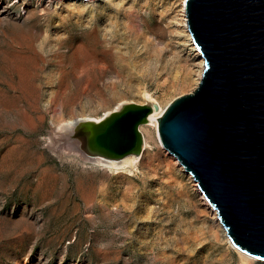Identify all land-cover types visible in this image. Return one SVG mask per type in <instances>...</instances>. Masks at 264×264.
Segmentation results:
<instances>
[{
    "label": "rangeland",
    "instance_id": "rangeland-1",
    "mask_svg": "<svg viewBox=\"0 0 264 264\" xmlns=\"http://www.w3.org/2000/svg\"><path fill=\"white\" fill-rule=\"evenodd\" d=\"M0 1L12 14L0 13V264H250L154 126L143 128L151 154L120 172L74 154L59 130L121 100L143 103L146 92L166 107L197 87L181 0H110L99 15L118 12L103 22L109 46L71 26L60 50L38 54L23 41L36 1ZM52 10L45 5L38 26ZM18 56L31 58V72L18 70Z\"/></svg>",
    "mask_w": 264,
    "mask_h": 264
},
{
    "label": "water",
    "instance_id": "water-1",
    "mask_svg": "<svg viewBox=\"0 0 264 264\" xmlns=\"http://www.w3.org/2000/svg\"><path fill=\"white\" fill-rule=\"evenodd\" d=\"M185 10L205 67L197 87L166 107L159 135L231 242L264 260V0H186ZM152 110L130 104L94 125L91 151H139Z\"/></svg>",
    "mask_w": 264,
    "mask_h": 264
},
{
    "label": "bare ground",
    "instance_id": "bare-ground-1",
    "mask_svg": "<svg viewBox=\"0 0 264 264\" xmlns=\"http://www.w3.org/2000/svg\"><path fill=\"white\" fill-rule=\"evenodd\" d=\"M18 1L20 2L21 0H18ZM26 1L29 5H32L31 0H26ZM35 1H36V5L38 9H33V10L26 12V14H29L27 18L31 20L33 24H35L34 25L35 31L31 35L30 34L23 35L24 45L29 52L33 54H38V47L43 50V49H46V47H49V44H52V46H55L54 48L56 50H60L63 47L62 41L65 38V35L69 34L70 32L69 27L71 26L89 28L88 34L92 35L97 40L96 44L103 45V46L110 45V43H106L107 41L105 38L107 37V33L103 29L104 27L103 22L104 20L109 21V20H112L113 18H118V12H114V11L107 12V14L104 17L103 22H100L101 18H99L100 12L103 9H105L109 5H113V3L110 2V0H35ZM65 1H73L72 3L80 2V4H77V5L72 4V6H68L67 4H65ZM101 1L103 2L101 4H98V2H101ZM45 5L52 7L53 10L51 12H53V14L48 15L46 19V26L45 28H42L41 26H38L39 23L35 19L38 13L41 10L45 9ZM185 9H186V0H181V11L184 15L183 23H184L185 28L189 31L187 20H186V10ZM0 13L4 14L6 17L12 18L11 7L9 5V1H0ZM125 18L128 21V27L131 28L130 17L126 15ZM39 32L41 33V35L43 33V39L40 42V44L37 45L36 35ZM114 34L115 33H112L110 35L113 36ZM195 49H196V55L200 59L198 76H197V85H198L202 77L203 71H204L205 61H204V57L202 53L199 51V49L196 46H195ZM14 60L17 63L16 65H17L18 70L22 74H26V73L28 74L29 72H31V67H30L31 62H32L31 58L24 57V56H18ZM130 104H150L153 106V110L149 113L147 120L140 125V130L144 138V142L140 150L137 152L126 154L124 156H109V157L92 152L90 146L88 145V140L93 134L94 125L104 121L105 119L113 115L114 113L122 111L126 106ZM166 107H163L159 101L154 100L152 96L146 92L144 94L143 103H139L136 101L121 100L116 105H114L112 108L107 109L100 116H79V117L69 119L65 121L64 123H62L59 127V130L64 135H66V138L69 141V142L63 143V145L70 146V149L71 151H73L74 154H77L82 159L87 160L93 165H96L99 168H102L106 171L120 172L121 170L122 171L129 170L131 168L136 167L138 163L142 161L145 155L151 154V150H150L151 144L148 140V137L143 131L144 127H147L150 125L154 126L157 132V136L159 138L158 140H159L160 146L166 149L163 146L160 135H159V121ZM60 147L61 145H56L54 150L59 151ZM154 155L156 154H153V156ZM177 162L180 166H182V164L179 162L178 159H177ZM182 168L184 171H186L183 166ZM186 173L190 177H192V175L188 173L187 171ZM195 183L198 185L196 181ZM201 194L205 202L214 211L215 215L218 216L216 210L206 199L203 192H201ZM227 238L229 239L228 235H227ZM231 244L233 248L240 254L242 261L248 262L250 264L253 263V260H257V261L259 260V261L264 262V260L260 258L254 257L252 255H249L241 251L232 242Z\"/></svg>",
    "mask_w": 264,
    "mask_h": 264
}]
</instances>
